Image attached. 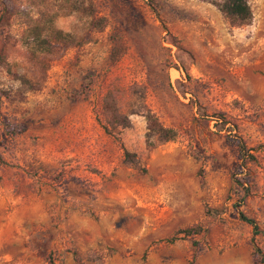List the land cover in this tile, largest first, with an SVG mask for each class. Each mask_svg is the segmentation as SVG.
<instances>
[{
	"label": "rangeland",
	"instance_id": "374dc122",
	"mask_svg": "<svg viewBox=\"0 0 264 264\" xmlns=\"http://www.w3.org/2000/svg\"><path fill=\"white\" fill-rule=\"evenodd\" d=\"M218 1L0 0V264H257L264 0Z\"/></svg>",
	"mask_w": 264,
	"mask_h": 264
},
{
	"label": "trees",
	"instance_id": "16d2710c",
	"mask_svg": "<svg viewBox=\"0 0 264 264\" xmlns=\"http://www.w3.org/2000/svg\"><path fill=\"white\" fill-rule=\"evenodd\" d=\"M217 9L227 18L229 23L233 26H241L247 24L251 19V11L248 5V0H219L213 2ZM107 122L113 125L126 126L128 121L125 117H120L116 111L115 103L112 99H105L103 103ZM146 128L150 134H154L160 141H171L175 137V132L169 128L159 125L152 116H146ZM239 151L245 153V148L241 142H237ZM248 158L252 156L246 154ZM239 220L251 228V244H252V260L257 264H264V254L253 243V238L260 234L258 227L253 219L246 217L244 214L239 213ZM71 255L75 264H81L80 259L77 257L74 250H71ZM47 264H54L51 255L47 257Z\"/></svg>",
	"mask_w": 264,
	"mask_h": 264
}]
</instances>
